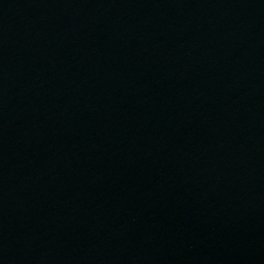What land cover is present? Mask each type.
I'll return each instance as SVG.
<instances>
[{
  "label": "water",
  "instance_id": "obj_1",
  "mask_svg": "<svg viewBox=\"0 0 264 264\" xmlns=\"http://www.w3.org/2000/svg\"><path fill=\"white\" fill-rule=\"evenodd\" d=\"M0 264H264V0H0Z\"/></svg>",
  "mask_w": 264,
  "mask_h": 264
}]
</instances>
